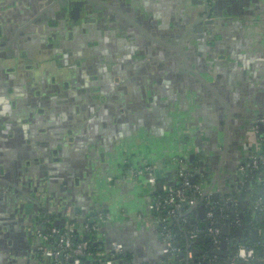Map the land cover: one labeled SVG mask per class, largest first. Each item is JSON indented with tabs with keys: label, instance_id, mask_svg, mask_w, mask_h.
I'll return each mask as SVG.
<instances>
[{
	"label": "crops",
	"instance_id": "0c3cea01",
	"mask_svg": "<svg viewBox=\"0 0 264 264\" xmlns=\"http://www.w3.org/2000/svg\"><path fill=\"white\" fill-rule=\"evenodd\" d=\"M107 2L136 23L128 18L127 29L110 26L120 17L109 12L95 18L85 39L78 36V29L67 33L68 41L84 42L82 49L56 46L48 55L41 57L37 51L33 58L22 60L25 70L37 65L23 88L34 98L50 99V107L41 104L45 110L40 106L35 110L40 117L47 114L49 121L32 127L30 133L29 116L22 114L23 134L29 133L18 136L19 144L15 141L7 147L8 157L0 159V166L6 173L14 171V159L19 158L24 172L36 173L51 196L68 189L67 215L77 217V228L88 216L109 213L102 237L122 242L125 249L119 260L102 264H173L175 257L162 239L153 202L164 184L179 180V158L196 161L200 179L215 178L213 192H218V199L236 195V200L248 205L239 211L240 217L252 229L258 228L260 236L257 224H263L264 214L254 204L263 201L256 196V186L245 187L249 175L240 168L264 147V126L262 131L255 128L256 120L264 116V0ZM96 21L101 26L95 28ZM171 45H180L181 51ZM83 62L87 69L82 75L78 70ZM65 66L69 72L61 73ZM65 103L67 109L62 107ZM34 134L49 138L56 158L50 171L30 164H42ZM7 136L15 138L13 128H8ZM25 148L35 155L24 154ZM146 165L154 170L127 173L129 168ZM21 174L25 173L16 177ZM93 175L99 177L86 188L83 182ZM6 183L0 191V264H41L33 244V225L20 211L27 196L24 190H15L12 179ZM248 196L255 201L253 206ZM201 204L190 207L195 215L188 212L187 216L203 227ZM36 209L27 211L33 219ZM225 225L229 233L230 226ZM197 240L192 241L186 230L184 241H179L180 246L185 243L179 254L187 264H198L204 254ZM190 251L192 259L187 256Z\"/></svg>",
	"mask_w": 264,
	"mask_h": 264
},
{
	"label": "built area",
	"instance_id": "2783aa9c",
	"mask_svg": "<svg viewBox=\"0 0 264 264\" xmlns=\"http://www.w3.org/2000/svg\"><path fill=\"white\" fill-rule=\"evenodd\" d=\"M261 126H264V116L258 118L255 123L256 130L260 129ZM262 142L264 144V136L262 137ZM177 162L179 164V185L173 183L164 184L162 192L155 197L153 202V209L157 215L156 222L160 227L162 239L170 249L172 255L178 258L181 249L175 245V234L172 226L165 223L168 220L178 218L182 219L183 223L189 226L186 230L190 234L192 241L197 240L200 234L205 233L210 239L211 250H220L223 241L226 240L223 238V235H225L223 226L225 224H220V219L226 218V207L220 202V199H215L212 194H208L202 201L206 210L204 219L207 221V227L204 229L197 225L193 227V223L189 224L190 218L184 213V206H198L207 187L205 186L206 182L202 178L197 183L192 181L196 169L190 167L188 159L179 158ZM262 166H264V155L259 152L242 165L240 171L243 175L248 176L249 167H252L251 169H260ZM153 170V166L146 165L138 169L129 168L127 173L129 175H141ZM260 182L264 184V174L261 176ZM222 198L225 204L228 203L230 205H235V202L238 201L233 196L228 195H224ZM259 201H262V199L260 198ZM257 207L258 203L255 202L254 208L256 210L258 209ZM259 211H264L263 202L260 205ZM48 213L55 217L49 218L38 212L31 231L36 257L38 260H42L41 264H63L65 260L69 259H71L73 264H81L82 258L90 255V242L87 239H81L80 242L74 244L73 232L78 230L81 233L95 232L98 237L96 241L104 242V250L100 253L99 258L101 262H112L123 257L125 246L122 242L113 240L107 243L105 238L102 237V227L109 221L111 216L109 213L100 211L93 216H88L84 218L83 225L78 228L76 227V216L71 217L70 215H66L64 216V222L58 225L55 223V220L56 218H60V216L51 211ZM233 215L235 216L234 222L237 226L242 225L239 211L233 210ZM61 228H64V231ZM228 246L229 242L226 248L227 253ZM211 255L213 256L212 258L208 255V252H204L202 259H209L212 262L217 258V254L211 253ZM187 256L189 259H192L194 258V253L190 251ZM242 256H246V264H254L258 261V257L251 247L241 246L240 252L231 256L230 264H237Z\"/></svg>",
	"mask_w": 264,
	"mask_h": 264
},
{
	"label": "flooded vegetation",
	"instance_id": "af4514ba",
	"mask_svg": "<svg viewBox=\"0 0 264 264\" xmlns=\"http://www.w3.org/2000/svg\"><path fill=\"white\" fill-rule=\"evenodd\" d=\"M19 1L20 0H17L16 2ZM99 1L101 0H79V3L76 4L75 8L74 6L71 7L70 9L65 8V10L60 11V14L56 13L57 11H55V9L57 8L56 4L52 5V7H49L52 2L51 0L47 8L48 10H46L45 13H41V10L43 8L39 6L38 2H35L36 4L33 7L34 10L32 9L26 12H24L21 9V7H23L22 5L20 6L16 3L15 10H12L11 12L15 17L16 22L13 21L12 23H8L9 26L8 25L3 26V29L2 27H0V45L3 46L2 47L3 49H0V159L4 157L5 158L8 157L7 147H9V145L14 146L15 141H17V144L20 143L18 136L26 135L27 133H29V131L31 133L32 127L34 128L37 124L49 121V117L47 114L45 117H40L39 115H36L35 110H37L36 109L37 106L42 107L43 110H45V107L43 106L50 107L51 105V101H49L50 99H48V97L43 98V96L38 97V99L34 98L33 94H31L28 89L23 88L25 86L24 83L28 82L27 80H29V77H32L33 74L35 73L34 70L35 67H37V65H35L30 70H25L23 68L22 60L24 61V60H28V58H33L34 54L37 55L34 52L37 51L42 52L41 57L44 54L48 55L51 49L57 48L56 46L58 47L61 46L65 48L70 47L73 49L82 47V43L84 42L80 40H78L77 43L68 41L66 39V35L68 32L75 30L78 26H82L83 20L87 19V15L82 16V14L80 15L79 12L82 2L85 3V6L96 5L102 7ZM103 1L108 3L107 0H103ZM104 9L106 14L110 12L109 15L111 17L114 16L120 17L121 22L119 21V23L117 22L115 23L114 21H111L110 26L111 25L118 26L120 29L122 28V26H124L123 28L125 29L126 26L129 25L128 22H125V19L128 18L119 16V14L115 12V9L117 8H114L112 6V9H108L106 8V6H104ZM19 11H21L23 14L19 13ZM124 14L126 15L125 12ZM127 16L128 15H126V17ZM40 19H42L41 21L42 25L41 23L37 24V22ZM43 23H45L44 27H43ZM95 23H96V25L94 26L95 28L101 26L99 22L96 21ZM93 24H94L93 22L86 23L84 28L83 27L79 29L77 28L79 30L77 32V34H79L78 36L80 38H84L87 35V33H85L88 32L87 29L88 28L89 30L91 28L93 29ZM39 26H41L40 29ZM139 26L140 24H138V27ZM27 31H32V33H28ZM3 33L6 36H4L5 39L2 42L1 38L3 37L2 36ZM65 50L63 51L65 52ZM24 54H26V56H24ZM68 62L69 61H65V63ZM83 63L84 64H82L81 67L79 68L80 70H78V72H80V74L82 75L84 71H86L87 69L85 67L86 62ZM65 67H66L65 69H60L61 73L65 71L69 72L68 67L67 66ZM26 69L29 68L27 67ZM66 74L68 73L66 72ZM80 74L78 75V78L81 77ZM42 86H45V83H43ZM41 104L43 106H41ZM62 107L63 109H67L68 107L67 103L62 104ZM42 109H40V112H42ZM22 114L28 115L30 119V124L28 125L27 128L29 131L26 130V133L24 134H23L22 125L20 123L21 121H25V119L20 118ZM8 128L10 129L13 128V130L15 131V138L12 140H8L10 139V137L7 136ZM32 136H33L32 141H34L36 144L37 143L40 144L38 145L37 152L42 157L41 158L42 164L40 165L34 162H31L30 164H32V167L36 168L39 171H44V172L50 171L52 167L53 168L55 167L54 164H52V161H54L52 159H56V158L52 157L51 155L52 154V151L50 149L51 146L48 145L49 141L46 140L49 138H47V136L38 135V134H34ZM62 146L64 145L62 144ZM53 152L54 154L57 153L56 150ZM35 153L36 152H32L30 148L24 149V154H28V156H33L35 155ZM19 161H20L19 158L14 159L15 166L17 167L16 170L18 169L17 172L16 170H14L9 173H6L4 172L3 167L0 166V191L2 190V187L6 186L7 184L6 182L11 179L13 180L12 185L13 187H15V190H18L19 192L21 191L22 188L20 183V177L18 178V176L16 177V175L20 174L21 172L26 173L24 172L26 167L23 169V166H21L22 162L20 163ZM31 223L33 225V222H30L29 224Z\"/></svg>",
	"mask_w": 264,
	"mask_h": 264
},
{
	"label": "water",
	"instance_id": "95a60500",
	"mask_svg": "<svg viewBox=\"0 0 264 264\" xmlns=\"http://www.w3.org/2000/svg\"><path fill=\"white\" fill-rule=\"evenodd\" d=\"M16 1L17 0H11V1L10 0H0V27H2V29H3V26H6V25L9 26L8 23H12L13 21L16 22L15 17L11 13L12 10H15V4L16 3L18 5H20V6L22 5L23 7H21V9L24 12H26V11H29V10H32V9L34 10L33 7L36 4L35 2H38L39 6L43 8L41 10V13H45V11L48 10L47 8H48L49 2H50V0H20L19 2H16ZM51 1L52 2H51L49 7H52V5L56 4L57 8L55 9V11H57L56 13H58V14H60V11L65 10V8L66 9L67 8L70 9L73 6L75 8L76 4L79 3V0H51ZM63 1H64V3H63ZM99 2L102 5V7L101 6H96V5L85 6V3L82 2V5H81V7L79 9V12H80V15L82 14V16L87 15V19L83 20L82 26H78L77 27L78 29L81 28V27L84 28L86 23H92L95 20L96 17L97 18H103L104 16H106L107 14L105 12L104 6H106V8H108V9H112V6L109 3H106L103 0H101ZM65 5H66V7H65ZM115 12L118 13L119 15L123 16L124 18H129V20H131L133 23H136L131 17H129V16L126 17V15L124 14V11H122L121 9H115ZM19 13L23 14L21 11H19ZM204 19L207 20L208 17L204 18ZM41 21H42V19H40L37 22V24L41 23ZM44 24L45 23H43V27H44ZM41 25H42V23H41ZM40 27L41 26H39V29H40ZM139 27L141 29H143L142 26H139ZM143 31H144V29H143ZM27 32L28 33H32V31H27ZM144 32L147 35L151 36V37H155V36H152V34L147 33L146 30ZM2 36L3 37L1 38V41L3 42L4 39H5L4 36H6V35L3 33ZM157 39H159V38H157ZM2 47L3 46L0 45V49H3ZM171 47H173L176 50H180L181 49L180 45H176V46L171 45ZM188 70L194 76H197L206 85L211 87L208 84V82L201 76V74L195 72L193 68L188 66ZM261 131H262V126H261ZM193 169H196V167L193 168ZM197 170H198V167H197ZM195 173L199 174L198 171H196V170H195ZM35 177H36V173H25L24 175H22L20 177V183H21V188H22L21 190L22 191L24 190V197L27 196L26 205L24 206V208H21V210H20L21 211V215L24 216L25 218L27 217V219H29L30 222H34L33 214H31V213H29L27 211L29 210L30 206L31 207L32 206H36L37 209L35 211H37V213L41 209H47V210L53 212L54 214L60 216L61 219L60 218H56L55 223L58 224V225L62 224L64 222V216L67 215V211H68L69 201L67 200L68 196H66L67 195L66 191L68 189L63 188V189L59 190L57 193H53V195L51 196L50 192H49V189H48L49 188L48 185L45 184V182L43 180H41L40 178L36 179ZM98 177H99V175L98 176L97 175H93L92 177L88 176L87 181L83 182L85 187L87 188L89 186V183H91V181H93L95 183ZM201 178H202V180H204L206 182V184L207 183L209 184L210 181H211V184L204 191L199 203L201 204L203 199L205 198V196L208 195V194H212L215 199H218V195H219L218 192H213L214 182H215L214 179L215 178L213 180H211L210 177H208V176H203ZM216 178H218V174H217ZM194 180H195V176H193V178H192L193 182H194ZM160 185H162V184L160 183ZM86 194L87 193L85 192V195ZM88 194H89V192H88ZM248 198L250 199L248 202L253 206L255 201L250 196H248ZM260 205H261V203L258 204V207H257L258 209L257 210L260 209ZM243 207L247 208L248 205L243 204ZM199 208L201 210V215L204 217L205 216V212H206L205 206L203 204H201ZM62 213H64L65 215L62 214ZM254 215L256 216V213ZM36 216H37V214H36ZM36 216L34 218H36ZM241 216L243 217V214ZM247 218H250V216L248 215ZM260 218L262 219L261 215H260ZM244 228L246 230L245 231V235L246 236H249V234H251L252 239H254V240L258 239V237H259V229L258 228H253L252 229L250 224H245ZM223 229H224V234L226 235L228 233L227 225H224ZM238 232H239V230H238ZM105 241L107 243L110 242V240H108V239H105ZM227 245H228L227 240H224L223 243H222V248L220 250L212 249L210 252L213 253V254L216 253V254L221 255V256H226L227 255V252H226ZM202 252H203L202 250H194L195 254L196 253L197 254H201ZM239 264H243V263L239 262Z\"/></svg>",
	"mask_w": 264,
	"mask_h": 264
},
{
	"label": "trees",
	"instance_id": "16d2710c",
	"mask_svg": "<svg viewBox=\"0 0 264 264\" xmlns=\"http://www.w3.org/2000/svg\"><path fill=\"white\" fill-rule=\"evenodd\" d=\"M261 153L264 155V147L261 151ZM191 168L197 167L196 161H191L190 163ZM252 167H249V176L247 177V180L245 182V187L253 186L258 189L256 192V196H260L262 198L263 204H264V185L259 182L261 179V176L264 174V166H262L260 169H251ZM200 180L199 174L195 173V180L194 183H197ZM180 180H178L175 185H179ZM248 192V191H247ZM247 192L243 193V197L245 198L247 196ZM234 198H237L236 195H232ZM220 202L223 203L226 207V218L220 219V224H228L230 227V232L226 235H223V238L226 239L229 242L230 247V254H227L226 256H221L217 254V258L210 262L209 259H202L199 258L197 260L198 264H230V258L231 256L237 254L240 252L241 246H247L251 247L253 251L256 253V256L258 257V261L254 264H264V222L263 224H259L262 234L258 237V239L254 240L252 237H248L245 235V219H242V225L237 226V224L234 222L235 216L233 215V210L242 211L243 210V204L242 201L235 202V205L225 204L223 199H220ZM184 213L187 214L189 212V215H195V211H191V208L188 206H184L183 209ZM191 211V212H190ZM46 217L54 218V215H50L47 209H41L39 211ZM261 213L264 214V211H261ZM155 216L156 213L154 212ZM172 221V222H171ZM168 225L172 226L173 232L175 234V245L177 247H184L185 243H182L180 246L179 241H184V231L188 229L189 226L185 225L182 221V219H172L165 222ZM189 224L192 223V219H189ZM203 228L205 229L207 227V221L203 220ZM193 227L195 224H192ZM61 230L64 231V228H61ZM239 230V232H238ZM97 233L95 232H84L81 233V231H74L73 232V242L74 244H77L80 242L81 239H87L90 242V255L83 257L81 264H102V262L99 260L100 253L104 250V242H97ZM208 236L205 233L200 234L198 237V240L196 241L197 245L202 248L204 252H208V255L213 257L210 253L211 250V243L207 240ZM124 256V255H123ZM260 259V260H259ZM41 260V259H40ZM39 261L42 262V260ZM104 262V261H103ZM239 262H242L243 264L247 263L246 256H242L239 260ZM239 262L237 264H239ZM63 264H73L71 259L65 260ZM173 264H187L185 259L182 258L181 254L178 255V258L174 259Z\"/></svg>",
	"mask_w": 264,
	"mask_h": 264
},
{
	"label": "rangeland",
	"instance_id": "374dc122",
	"mask_svg": "<svg viewBox=\"0 0 264 264\" xmlns=\"http://www.w3.org/2000/svg\"><path fill=\"white\" fill-rule=\"evenodd\" d=\"M30 206V205H29ZM31 207V206H30Z\"/></svg>",
	"mask_w": 264,
	"mask_h": 264
}]
</instances>
